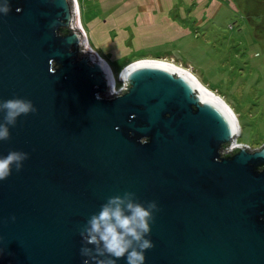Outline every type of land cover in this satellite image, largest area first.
Masks as SVG:
<instances>
[{
	"label": "water",
	"instance_id": "obj_1",
	"mask_svg": "<svg viewBox=\"0 0 264 264\" xmlns=\"http://www.w3.org/2000/svg\"><path fill=\"white\" fill-rule=\"evenodd\" d=\"M9 4L0 99L37 111L0 141V156L28 153L0 181V264H82L80 227L126 191L158 207L144 264H264V146L221 152L237 133L223 104L190 73L148 58L125 65L111 95L75 0Z\"/></svg>",
	"mask_w": 264,
	"mask_h": 264
},
{
	"label": "rangeland",
	"instance_id": "obj_2",
	"mask_svg": "<svg viewBox=\"0 0 264 264\" xmlns=\"http://www.w3.org/2000/svg\"><path fill=\"white\" fill-rule=\"evenodd\" d=\"M80 3L88 46L110 60L116 89L124 84L119 74L125 65L142 58L172 61L235 109L240 131L232 148L264 146V0Z\"/></svg>",
	"mask_w": 264,
	"mask_h": 264
},
{
	"label": "clouds",
	"instance_id": "obj_3",
	"mask_svg": "<svg viewBox=\"0 0 264 264\" xmlns=\"http://www.w3.org/2000/svg\"><path fill=\"white\" fill-rule=\"evenodd\" d=\"M10 11L9 0H0V14L7 15ZM110 94L113 95L111 85ZM36 111L31 100L18 97L0 99V141L10 139L9 128L15 127L18 117ZM26 159L28 153L15 150L0 156V181L11 175L13 166L19 172ZM155 211H158L155 201L141 203L133 192L108 197L99 211L79 229L80 255L85 257L82 264H116V259L121 257L126 258V264H144V251L154 247L146 237L150 234V221L154 220ZM10 219L14 222L16 217Z\"/></svg>",
	"mask_w": 264,
	"mask_h": 264
},
{
	"label": "bare ground",
	"instance_id": "obj_4",
	"mask_svg": "<svg viewBox=\"0 0 264 264\" xmlns=\"http://www.w3.org/2000/svg\"><path fill=\"white\" fill-rule=\"evenodd\" d=\"M76 1V5H77V9H78V16H79V22H80V25H81V27H82V29H83V31L85 32V34H86V38H87V32H86V30H85V28L83 27V25H82V18H81V5H80V1L79 0H75ZM88 40V39H87ZM89 47H91V46H89ZM92 48V47H91ZM95 51V50H94ZM96 54L100 57V58H102L106 63H107V65L109 66V69H110V73H111V77H112V84H114V85H116L117 83H116V80H115V78H116V76L114 75V70H113V66L111 65V62H110V60L104 55V53L103 52H101V51H99V50H97L96 49ZM142 59H145V58H142ZM148 59H155V60H162V61H167V62H170V63H172V64H174V65H176V66H178V67H180L181 69H183L184 71H186V72H188V73H190L198 82H199V84L207 91V92H209L210 94H212V98H211V100H210V102H215V103H217V102H219L222 106H223V110H224V112L225 113H229L231 116H232V118H233V120H234V128L237 130V133L240 131V123H239V120H238V116H237V113H236V111H235V109L232 107V105H230L229 103H228V101L227 100H224V99H221V97L217 94V93H215L214 91H212L209 87H207L204 83H202V81L198 78V76L197 75H195L194 73H193V71H191L189 68H185V67H183V66H180V65H177L176 63H174V62H172V61H169V60H166V59H160V58H148ZM224 100V101H223ZM225 109H226V111H225ZM227 113V114H228Z\"/></svg>",
	"mask_w": 264,
	"mask_h": 264
},
{
	"label": "built area",
	"instance_id": "obj_5",
	"mask_svg": "<svg viewBox=\"0 0 264 264\" xmlns=\"http://www.w3.org/2000/svg\"><path fill=\"white\" fill-rule=\"evenodd\" d=\"M125 85L123 84L122 87H124ZM122 87H118L116 89V85L112 84V91H118L120 92V88ZM237 146V145H236ZM234 151V148L231 147V144L225 146L224 148H222L221 152H228V153H232Z\"/></svg>",
	"mask_w": 264,
	"mask_h": 264
},
{
	"label": "flooded vegetation",
	"instance_id": "obj_6",
	"mask_svg": "<svg viewBox=\"0 0 264 264\" xmlns=\"http://www.w3.org/2000/svg\"><path fill=\"white\" fill-rule=\"evenodd\" d=\"M80 1V0H79ZM80 5H81V3H80ZM82 8V7H81ZM83 17V16H82ZM67 28L66 27H64V28H62V31L61 32H67ZM89 42V41H88ZM81 50V49H80ZM80 53H82L81 51H80ZM229 144V143H228ZM228 144H225V146H227Z\"/></svg>",
	"mask_w": 264,
	"mask_h": 264
},
{
	"label": "trees",
	"instance_id": "obj_7",
	"mask_svg": "<svg viewBox=\"0 0 264 264\" xmlns=\"http://www.w3.org/2000/svg\"><path fill=\"white\" fill-rule=\"evenodd\" d=\"M239 148L237 147L233 152H236Z\"/></svg>",
	"mask_w": 264,
	"mask_h": 264
}]
</instances>
